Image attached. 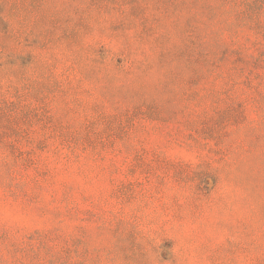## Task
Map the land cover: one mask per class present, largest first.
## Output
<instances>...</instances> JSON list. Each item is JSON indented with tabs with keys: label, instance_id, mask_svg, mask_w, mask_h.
<instances>
[{
	"label": "rangeland",
	"instance_id": "1",
	"mask_svg": "<svg viewBox=\"0 0 264 264\" xmlns=\"http://www.w3.org/2000/svg\"><path fill=\"white\" fill-rule=\"evenodd\" d=\"M0 264H264V0H0Z\"/></svg>",
	"mask_w": 264,
	"mask_h": 264
}]
</instances>
